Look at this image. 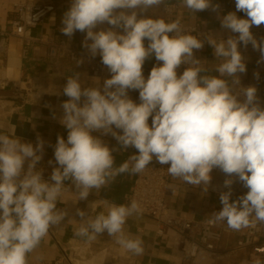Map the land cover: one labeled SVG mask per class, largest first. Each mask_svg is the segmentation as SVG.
I'll return each mask as SVG.
<instances>
[{"label": "clouds", "instance_id": "1", "mask_svg": "<svg viewBox=\"0 0 264 264\" xmlns=\"http://www.w3.org/2000/svg\"><path fill=\"white\" fill-rule=\"evenodd\" d=\"M164 2L72 0L61 32L69 38L76 31L86 33L83 46L91 57L100 55L111 76L100 87H83L79 73L67 78L63 94L68 99L61 105L60 123L68 134L66 140L57 138L58 167L53 168L52 182L37 169L43 158L42 139L34 146L15 133H0V264H28V254L50 227L68 216L67 210L57 207L66 181L78 190L77 201L87 200L93 190L99 191L118 175L143 172L154 158L170 165L167 172L173 178L203 185L205 193L213 168L238 177L247 193L231 201L233 180L226 179L229 191L220 194L223 207L209 223L226 222L234 231L264 224V108L257 89L239 87L237 75L246 72L239 44L251 43L264 58V42L257 41L250 30L264 24V0H235L236 11L245 13L246 19L236 12L218 17L222 28L238 34L227 39L211 32L202 33L201 39L185 31L179 19L167 22L139 15ZM183 3L194 14L220 11L212 0ZM104 24L109 27L97 30ZM205 42L214 50L218 75L209 74L206 62L195 56ZM152 56L162 64L152 67L145 79L143 65ZM181 65L186 67L178 76ZM130 89L138 90L139 104L129 98ZM93 132L110 134L118 142L117 150L132 147L136 153L116 167L113 149ZM100 206L105 210L94 216L76 209L81 219L75 234L91 242L106 232L124 250L143 254L142 240L124 231L126 220L140 210L138 203L102 200L89 208L95 212ZM252 264H264V260L258 257Z\"/></svg>", "mask_w": 264, "mask_h": 264}, {"label": "crops", "instance_id": "2", "mask_svg": "<svg viewBox=\"0 0 264 264\" xmlns=\"http://www.w3.org/2000/svg\"><path fill=\"white\" fill-rule=\"evenodd\" d=\"M24 1H47L55 2L57 10L48 18L45 23L32 30L33 36L47 34L56 40H65L68 44L78 43L83 50L88 51L84 46L86 33L76 31L74 35L68 36L60 33L58 27L62 26L64 13L69 9L72 0H0V25L9 28L14 17L13 6L16 3ZM230 0H212L213 4L220 5V11L214 12L211 9L196 12L195 14L184 6L183 0H165L159 6L150 8L147 12L140 13V16H151L153 18H163L170 22V18L165 14L164 7L169 3L181 4L184 11V22L193 24L201 20L208 22L210 26H221L218 17L223 16V10ZM107 24L98 26L107 29ZM90 43V41H89ZM149 41L144 40L145 47ZM23 42L19 38H10L7 40L6 48L0 53V79L6 80L11 87H17L13 90V95L9 99L0 101V133H15L24 142H30L34 146L38 138L44 141V152L42 160L37 164V169H42V178L49 179L53 169L42 168V164L47 160H55L54 150L58 136L67 139L68 130L60 123L63 116V101L67 100L63 94V88L67 78L79 73V79L83 87H97L98 81L88 75L84 66L80 63L70 62L63 58L58 64L49 59L43 58L41 61H34L35 56H44V50H30L29 59L22 57ZM198 58L206 62L209 74L218 75L215 66L218 63L214 55V50L207 43L201 50H198ZM97 56H100L97 54ZM247 66L256 62V55L243 56ZM155 57L152 56L146 60L148 65H152ZM31 90V93L38 94V100L32 99L27 103L17 100L18 94H24V90ZM48 90V91H47ZM46 91V92H45ZM45 93V94H44ZM113 149L114 166L119 167L125 161H128L130 155L135 154L134 150L130 154H124L119 149L118 142H105ZM27 165H25L26 167ZM55 167H58L56 165ZM136 174L123 173L115 177L108 185L99 190L97 198L80 200L78 199V190L71 181L65 184L72 188L71 191H63L57 202L59 209L68 211V216L59 224L50 227L48 235L41 241L40 245L28 254V264H57L60 260L64 248L78 244L79 242H88L87 238L75 234L80 224V217L76 215V209L80 208L88 212V215L94 216L104 211L103 206L96 209L95 212L89 208L90 203L94 201L107 200L110 203L125 204L130 196L133 181ZM168 204L179 214H191L195 218H205L213 216L217 212V205L214 198L205 192L196 190H179L171 187L167 198ZM126 235L133 238H140L143 242V254L136 255L124 250L113 237H109L105 232L91 241L93 248L99 250L110 248L114 258L125 257L124 264H187L181 254L175 250L169 238L162 244L155 245V223L144 216L133 214L124 225ZM240 231H234L225 234L221 243L222 250L234 248ZM264 260V258L262 259ZM254 259L247 253H237L222 260H212L208 257H199L194 264H252ZM62 264H71L65 260Z\"/></svg>", "mask_w": 264, "mask_h": 264}, {"label": "built area", "instance_id": "3", "mask_svg": "<svg viewBox=\"0 0 264 264\" xmlns=\"http://www.w3.org/2000/svg\"><path fill=\"white\" fill-rule=\"evenodd\" d=\"M57 10L55 2L47 1H24L14 4V17L9 28H4L0 25V53H3L6 48L7 40L10 38H19L23 42L22 57L29 59L30 50H44V56H35L34 61H41L43 58L49 59L55 64L63 58L68 59L73 63H80L84 66L89 76L96 78L98 81L97 87L103 85V81L110 78L111 73L101 63V57H91L90 53L83 50L78 43L68 44L65 40H56L47 34L40 36H33L32 30L43 25L45 21L50 18ZM165 14L170 20L179 19L185 31L193 35L200 36L203 39L202 33L211 32L218 38L227 39L228 36H236L238 34L231 33L229 30L221 26H210L207 21L201 20L193 24H186L184 22V11L179 3H169L164 7ZM228 12H236L240 18H247L243 12H237L235 7V0H230L228 5L224 8V15ZM109 26H107L108 28ZM62 26L57 29L60 33ZM257 41L264 42V24L259 27L252 26L250 29ZM122 31V30H120ZM172 35V34H170ZM207 43V42H205ZM238 50L242 56L256 55V62L246 65L245 73H238L240 77L239 87L254 86L257 89L258 102L261 108H264V58L259 50L254 49L249 43L246 47L241 43L238 45ZM195 56L198 58V52L195 51ZM162 62L154 59L152 65H148L145 61L143 65V75L145 79L154 66H159ZM186 65H181L177 69L179 76L184 71ZM258 73V77L257 74ZM17 87H11L6 81L0 79V101L9 99L13 95V90ZM31 90H24V94H18L15 97L23 103L29 102L32 99ZM128 96L135 103L139 104L138 90H128ZM243 100V96L239 97ZM57 111H62L58 108ZM151 123V119L149 120ZM94 136H101L99 132H93ZM105 142H117L110 134L101 136ZM134 148L129 147L122 150L124 154L132 153ZM51 161V164L49 163ZM55 160H47L42 164V168L53 169L56 166ZM170 165H161L155 158L143 172L136 174L132 190L127 202L123 205H128L135 200L139 205V211L135 214L147 217L155 223V245H160L167 238L170 239L172 246L177 250L187 264H194L196 260L205 256L212 260H222L229 258L237 253H247L250 258L256 259L264 258V224L258 223L254 228H248L239 232L238 238L234 248L226 251L221 249V243L225 234L231 232L226 222L209 223L213 216L205 218H195L191 214L177 213L167 202V198L171 191V187H176L179 190H196L203 191V185L197 187L183 182L180 179L173 178L168 174L167 168ZM212 179L208 186L207 194H210L217 205V212L222 209L220 201V194L229 191L225 186L224 181L231 178L233 184L231 185V201L237 200L239 197L245 195L248 191L243 183L239 181L238 177L233 175L228 177L219 168H213L210 173ZM52 182L49 179H44ZM68 185L65 184L63 191H71ZM99 191L93 190L88 199L97 198ZM115 204V203H114ZM119 205V204H117ZM121 205V204H120ZM100 253H106L109 258L124 264L125 257L114 258L110 248H102L95 250L92 242H79L78 244L64 248L60 260L57 264H62L67 260L71 264L78 262H85Z\"/></svg>", "mask_w": 264, "mask_h": 264}, {"label": "bare ground", "instance_id": "4", "mask_svg": "<svg viewBox=\"0 0 264 264\" xmlns=\"http://www.w3.org/2000/svg\"><path fill=\"white\" fill-rule=\"evenodd\" d=\"M48 91V90H47ZM46 92V91H45ZM45 94V93H44ZM35 101L38 100V94L32 93L31 95ZM37 99V100H36ZM108 255L106 253H100L96 255L94 258L85 261V262H78L77 264H121L120 262L114 260L113 258L108 259Z\"/></svg>", "mask_w": 264, "mask_h": 264}, {"label": "rangeland", "instance_id": "5", "mask_svg": "<svg viewBox=\"0 0 264 264\" xmlns=\"http://www.w3.org/2000/svg\"><path fill=\"white\" fill-rule=\"evenodd\" d=\"M81 264V263H80Z\"/></svg>", "mask_w": 264, "mask_h": 264}]
</instances>
